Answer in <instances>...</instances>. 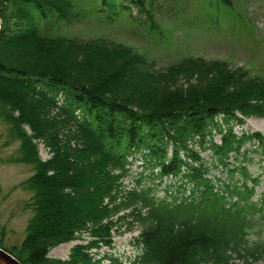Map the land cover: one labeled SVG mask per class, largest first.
Masks as SVG:
<instances>
[{
    "label": "trees",
    "instance_id": "16d2710c",
    "mask_svg": "<svg viewBox=\"0 0 264 264\" xmlns=\"http://www.w3.org/2000/svg\"><path fill=\"white\" fill-rule=\"evenodd\" d=\"M92 1L91 12H106L110 21L133 6L156 26L152 0ZM202 2L215 14L233 8L231 0ZM81 14L73 0H0V121L7 142H21L10 160L35 169L22 183L34 210L25 240L0 247L23 264H121L93 250L112 246L119 223L111 216L129 210L125 220L142 227V253L130 264H239L235 257L253 264L264 257V199L255 200L261 179L250 171L257 157L264 170V135L235 129L264 117V76L193 57L156 73L125 44L53 32ZM39 138L51 149L46 161ZM139 153L158 178L179 179L166 197L125 186ZM77 191L83 204L96 198L75 206L68 198ZM79 233L88 238L68 259L49 255Z\"/></svg>",
    "mask_w": 264,
    "mask_h": 264
},
{
    "label": "rangeland",
    "instance_id": "374dc122",
    "mask_svg": "<svg viewBox=\"0 0 264 264\" xmlns=\"http://www.w3.org/2000/svg\"><path fill=\"white\" fill-rule=\"evenodd\" d=\"M73 1L76 3V11L83 13L80 19L60 23L53 32L84 40L106 38L125 44L135 52L145 55L156 73L171 64L193 57L203 58L208 62L225 61L230 68L243 67L250 75L264 76V0H231L233 8L218 14L204 9L202 0H152L150 9L156 20L154 29H151L147 14L139 13L133 6L129 12L110 21L106 12H91L95 7L92 0ZM1 26L0 21V28ZM178 83L182 84L183 79ZM26 129L28 133H33ZM235 129L239 133L241 129H245L260 131L264 135V117H251L244 126L236 125ZM7 134V126L0 121V242L7 248H20L34 215L33 208L27 205L32 192L24 189L22 183L35 169L32 164L10 160L18 153L21 142L15 140L8 143ZM35 141L41 159L46 161L51 158V149L45 141L40 138ZM201 155L210 163L211 156L208 151H203ZM151 167L140 153L137 154L131 165V174L124 181L125 186L128 189L152 187L159 198H164L168 190L169 193L173 191L169 186L176 184L177 179H160L156 175L159 169L153 170ZM250 171L261 179L256 188L255 200L264 199V170L259 166L258 157L250 165ZM216 173L219 174V171ZM222 177L225 178L224 173ZM80 193L83 194L77 191V196L73 197L75 193L71 192L72 198H68L75 206L89 205L91 199L96 198V194H93L83 204L84 199L78 201ZM127 211L129 210L111 216L119 223L113 230V243L110 248L102 246L94 249L93 252L100 253L97 258L107 255L117 258L121 264H130L131 258L142 253V244L137 240L142 227L132 217L125 220L124 213ZM86 238V233H79L52 248L49 255L62 260L68 259L73 248L85 243ZM250 239L253 242L258 237L253 235ZM0 248L16 258L8 249ZM234 262L243 264L244 258L235 257ZM101 264H111V260L104 258ZM253 264H264V257Z\"/></svg>",
    "mask_w": 264,
    "mask_h": 264
},
{
    "label": "water",
    "instance_id": "95a60500",
    "mask_svg": "<svg viewBox=\"0 0 264 264\" xmlns=\"http://www.w3.org/2000/svg\"><path fill=\"white\" fill-rule=\"evenodd\" d=\"M0 262L5 264H22L17 257L15 258L11 253L0 248Z\"/></svg>",
    "mask_w": 264,
    "mask_h": 264
},
{
    "label": "bare ground",
    "instance_id": "6f19581e",
    "mask_svg": "<svg viewBox=\"0 0 264 264\" xmlns=\"http://www.w3.org/2000/svg\"><path fill=\"white\" fill-rule=\"evenodd\" d=\"M202 152H203V151H202ZM202 152H201V153H202ZM208 152H209V151H208ZM203 158H204V157H203ZM169 177H174V176H169ZM169 177H168V178H169ZM166 178H167V177H166ZM174 178H175V177H174ZM175 179H177V178H175ZM179 184H180V181H179V179H177L176 184L173 183L172 185H175V187H176V186H178ZM172 185H170V186H172ZM170 186H169V187H170ZM0 264H5V263L0 262Z\"/></svg>",
    "mask_w": 264,
    "mask_h": 264
}]
</instances>
